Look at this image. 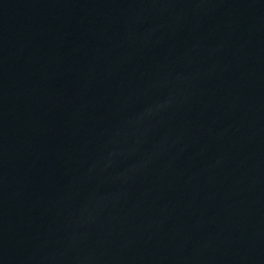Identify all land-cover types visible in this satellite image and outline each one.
<instances>
[{
  "label": "water",
  "instance_id": "95a60500",
  "mask_svg": "<svg viewBox=\"0 0 264 264\" xmlns=\"http://www.w3.org/2000/svg\"><path fill=\"white\" fill-rule=\"evenodd\" d=\"M0 264H264V0H0Z\"/></svg>",
  "mask_w": 264,
  "mask_h": 264
}]
</instances>
